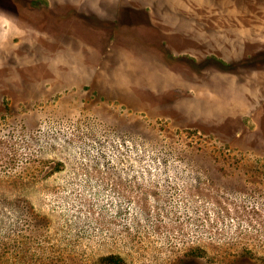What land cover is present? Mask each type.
<instances>
[{"label":"rangeland","instance_id":"374dc122","mask_svg":"<svg viewBox=\"0 0 264 264\" xmlns=\"http://www.w3.org/2000/svg\"><path fill=\"white\" fill-rule=\"evenodd\" d=\"M110 255L264 264V0H0V264Z\"/></svg>","mask_w":264,"mask_h":264},{"label":"trees","instance_id":"16d2710c","mask_svg":"<svg viewBox=\"0 0 264 264\" xmlns=\"http://www.w3.org/2000/svg\"><path fill=\"white\" fill-rule=\"evenodd\" d=\"M104 260L106 264H122L123 263V259L117 255L107 256Z\"/></svg>","mask_w":264,"mask_h":264},{"label":"crops","instance_id":"0c3cea01","mask_svg":"<svg viewBox=\"0 0 264 264\" xmlns=\"http://www.w3.org/2000/svg\"><path fill=\"white\" fill-rule=\"evenodd\" d=\"M243 30H241V32H242ZM253 43V42H252ZM251 43V44H252ZM244 44H245V46H244ZM249 43H248V41L247 40H243V42H242V45L245 47V49H244V52L242 53V54H244L245 52L247 53V51L249 50V49H247L248 47H247V45H248ZM245 53V54H246Z\"/></svg>","mask_w":264,"mask_h":264}]
</instances>
